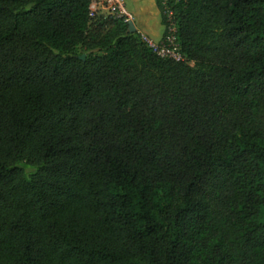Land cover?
<instances>
[{
	"label": "trees",
	"instance_id": "16d2710c",
	"mask_svg": "<svg viewBox=\"0 0 264 264\" xmlns=\"http://www.w3.org/2000/svg\"><path fill=\"white\" fill-rule=\"evenodd\" d=\"M90 3L0 0V264H264V0Z\"/></svg>",
	"mask_w": 264,
	"mask_h": 264
},
{
	"label": "built area",
	"instance_id": "2783aa9c",
	"mask_svg": "<svg viewBox=\"0 0 264 264\" xmlns=\"http://www.w3.org/2000/svg\"><path fill=\"white\" fill-rule=\"evenodd\" d=\"M89 10L91 18H124L125 22H128V18L125 17V14L127 13L125 0H91ZM167 16L171 18L172 14L168 12ZM171 26L172 28H170ZM168 31L169 35L167 38L160 42H156L143 34H141V38L159 58L181 62L184 59L179 51L180 47L175 36L176 29L172 23L170 24Z\"/></svg>",
	"mask_w": 264,
	"mask_h": 264
},
{
	"label": "crops",
	"instance_id": "0c3cea01",
	"mask_svg": "<svg viewBox=\"0 0 264 264\" xmlns=\"http://www.w3.org/2000/svg\"><path fill=\"white\" fill-rule=\"evenodd\" d=\"M125 3L126 12L134 20L137 32L160 42L163 39L164 26L157 0H126Z\"/></svg>",
	"mask_w": 264,
	"mask_h": 264
},
{
	"label": "water",
	"instance_id": "95a60500",
	"mask_svg": "<svg viewBox=\"0 0 264 264\" xmlns=\"http://www.w3.org/2000/svg\"><path fill=\"white\" fill-rule=\"evenodd\" d=\"M128 25H129V29H130V32L131 33H135V32H137V29H136V27H135V24L132 22V21H129L128 22ZM85 58V56L83 55L82 57H81V59H84Z\"/></svg>",
	"mask_w": 264,
	"mask_h": 264
},
{
	"label": "rangeland",
	"instance_id": "374dc122",
	"mask_svg": "<svg viewBox=\"0 0 264 264\" xmlns=\"http://www.w3.org/2000/svg\"><path fill=\"white\" fill-rule=\"evenodd\" d=\"M125 1H126V0H125ZM126 3H127V2H126ZM126 14H127V13H126ZM126 14H125V17L128 18V22H129V21L134 22V20L131 18V16L128 15V14L126 15ZM170 28H172V26H171ZM170 30H172V29H170Z\"/></svg>",
	"mask_w": 264,
	"mask_h": 264
}]
</instances>
